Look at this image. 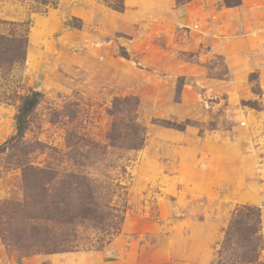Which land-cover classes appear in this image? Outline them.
<instances>
[{
	"label": "rangeland",
	"instance_id": "obj_1",
	"mask_svg": "<svg viewBox=\"0 0 264 264\" xmlns=\"http://www.w3.org/2000/svg\"><path fill=\"white\" fill-rule=\"evenodd\" d=\"M0 35L25 42L0 66V146L42 93L0 151V264H218L245 204L264 264V0H0ZM116 98L142 147L110 138Z\"/></svg>",
	"mask_w": 264,
	"mask_h": 264
},
{
	"label": "trees",
	"instance_id": "obj_2",
	"mask_svg": "<svg viewBox=\"0 0 264 264\" xmlns=\"http://www.w3.org/2000/svg\"><path fill=\"white\" fill-rule=\"evenodd\" d=\"M189 0H182V2H187ZM226 6L234 7L241 4L242 0H223ZM117 10L122 11L123 6L115 7ZM11 40L7 39L4 36L0 35V66L12 65L15 61H20L25 56V42L20 44V47H16L10 50L6 48V43ZM6 42V43H4ZM125 57H128L127 54H124ZM42 97L40 91H33L30 94L25 95L22 98V102L19 106L18 114L16 117V133L12 138L6 141L3 145L0 146V151H2L6 144L11 141H16L22 138L26 132L29 116L37 107ZM128 98H116L113 104V108L110 110V114L115 117L111 128L110 138L115 141L118 140L121 134H124L126 139H130L128 144L129 149H136L142 147L145 142L144 129L141 124L136 121V107H127ZM134 114V115H133ZM126 129V131H123ZM120 135V136H119ZM41 177L43 181L41 182L45 188L47 182L52 183L55 179V173L52 172L51 168L40 169ZM67 187L71 188L70 184H67ZM52 188V186H51ZM90 197L93 198V195L90 194ZM86 211L84 217H93L92 214V205L89 201L84 202ZM48 211L52 215L46 216L49 220H55L56 222L62 224L73 223L75 220H72L70 217L64 219L65 216L69 214L62 210L59 206V203L54 202L50 203L47 207ZM95 210V209H94ZM85 211V210H84ZM98 212L97 210H95ZM262 230V220H261V210L260 207L255 205L245 204L239 206L233 213L232 219L228 224L225 230V238L221 244L224 251L232 248L235 250L231 254V258L223 260L217 259L218 264H237L241 261V264L246 263H256L259 260V255L263 249V235ZM236 233L238 236L236 237ZM222 251V250H221Z\"/></svg>",
	"mask_w": 264,
	"mask_h": 264
}]
</instances>
